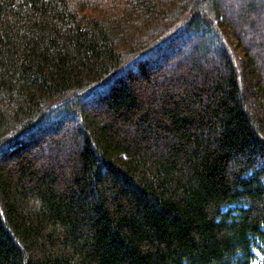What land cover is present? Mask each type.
<instances>
[{"label": "trees", "instance_id": "16d2710c", "mask_svg": "<svg viewBox=\"0 0 264 264\" xmlns=\"http://www.w3.org/2000/svg\"><path fill=\"white\" fill-rule=\"evenodd\" d=\"M0 264H264V0H0Z\"/></svg>", "mask_w": 264, "mask_h": 264}, {"label": "rangeland", "instance_id": "374dc122", "mask_svg": "<svg viewBox=\"0 0 264 264\" xmlns=\"http://www.w3.org/2000/svg\"><path fill=\"white\" fill-rule=\"evenodd\" d=\"M245 38H247V37L245 36Z\"/></svg>", "mask_w": 264, "mask_h": 264}]
</instances>
